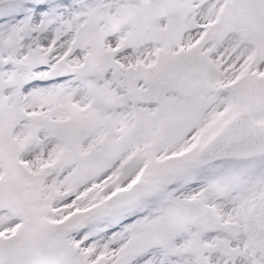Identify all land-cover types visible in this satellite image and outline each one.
Returning <instances> with one entry per match:
<instances>
[{"label":"snow or ice","instance_id":"obj_1","mask_svg":"<svg viewBox=\"0 0 264 264\" xmlns=\"http://www.w3.org/2000/svg\"><path fill=\"white\" fill-rule=\"evenodd\" d=\"M0 264H264V0H0Z\"/></svg>","mask_w":264,"mask_h":264}]
</instances>
